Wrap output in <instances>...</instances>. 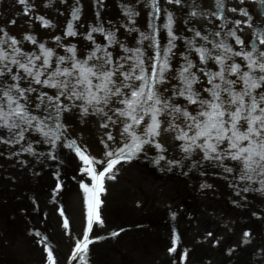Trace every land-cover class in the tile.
Masks as SVG:
<instances>
[{
	"label": "snow or ice",
	"instance_id": "obj_1",
	"mask_svg": "<svg viewBox=\"0 0 264 264\" xmlns=\"http://www.w3.org/2000/svg\"><path fill=\"white\" fill-rule=\"evenodd\" d=\"M20 2L26 5L27 11V0ZM174 2L180 4L181 0ZM121 7L129 20L135 23L133 18L138 13L127 5ZM151 7L159 11L158 0H151ZM223 8V0H217L221 15ZM231 10L237 11L235 8ZM80 11L79 7L72 9V20L79 18ZM239 11L248 19L234 23L237 26L245 23L254 28L250 46H246L236 28L228 29L224 38L219 40H209L208 35L195 30L191 40L185 38L186 50L180 53L183 62L176 68L172 63L176 55L173 49L180 37L173 31L171 12L167 13V22L163 25L167 29V46H161L154 23L149 24L152 32H140L139 43L142 45L144 40H149L154 55L146 53L142 46L129 48L119 42L116 33L105 29L102 22L91 26L86 33L93 47L84 57L78 55L75 44L66 47L70 55H59L52 47L38 43L36 37L30 34H26L24 39L33 45L38 43L39 51H25L15 36L0 29L3 32L0 36V128L9 133L7 138L0 136V142L16 144L26 140L27 132H36L42 142L52 148L60 142L73 150L83 162L80 171L92 179L91 187L81 184L89 193V213L83 238L76 241L72 253L78 264H89V244L92 243L89 232L94 222L103 223L98 211L101 204L98 194L105 191L103 180L106 174L113 173L121 161L129 162L141 153L146 154L145 146L156 149L157 155L151 158V162L157 166L163 167L162 161L168 165V170L181 165L180 160L167 159L164 155L167 149L157 139L164 124L161 117L165 115L169 118L167 129L175 132V139L180 142L177 147L184 153L185 159H190L199 150L202 160L216 161L224 171L233 173L235 179L245 182L241 189L243 192L264 193V48L256 43L264 45V27L251 23L252 17L247 9ZM192 14L195 15V12ZM38 19L43 21L44 26L52 23L42 16ZM93 33L103 34L107 45L96 43ZM66 34H78L71 20L67 23ZM212 35L220 37L221 32L216 31ZM195 37H200L205 43L197 44ZM228 37L241 45L239 50L228 42ZM54 39L59 47L61 37ZM115 44L132 55L114 56L108 48ZM193 50L198 60L193 59ZM173 80L178 83H171ZM24 81H27V86L23 85ZM31 93H37L35 102L29 95ZM33 106L37 111L32 110ZM74 108H78L82 116L95 114L106 117L113 124L122 122V143L115 148L105 143L106 160L98 161L95 156L86 153L76 140L66 138L67 125L62 117ZM39 112L45 114L40 115ZM178 120L182 123H177ZM103 126L107 127V123ZM107 138L114 140L111 133L107 134ZM21 150L36 154L32 142ZM51 158L57 157L52 155ZM226 160L236 162V167L225 164ZM97 163L106 166L98 170ZM198 163L193 160V167ZM56 176L59 178V173ZM111 178H115L114 175ZM257 184L259 187H256ZM60 187L61 184L57 183L56 188ZM206 187L211 185H201V188ZM172 215L175 218L176 214ZM64 226L68 227L67 219ZM250 237L251 232L245 231L243 242L248 243ZM178 239V235H174L169 252L176 251ZM40 243L45 246L47 264H56L47 239Z\"/></svg>",
	"mask_w": 264,
	"mask_h": 264
},
{
	"label": "rangeland",
	"instance_id": "obj_2",
	"mask_svg": "<svg viewBox=\"0 0 264 264\" xmlns=\"http://www.w3.org/2000/svg\"><path fill=\"white\" fill-rule=\"evenodd\" d=\"M120 1L121 0H99V5H97L96 4L97 0H91V6H92L91 9L93 7H98V6L103 7V15H104L106 26H107V21L110 20L111 21L110 22L111 31H114L116 33L117 39L119 40L127 39L125 43L120 41L121 43L125 44L127 47L136 48V47H141V46L142 47L147 46V43H151L149 40H144L142 45L139 43L140 32L141 31L146 32V33L152 32V29L149 28V24L153 23L155 12H157L161 20H164L165 10L163 9V7L161 8V6H159V11H155L151 7V3L148 2L151 0H122L125 5L131 7L132 9L135 10L136 13H138V15H136L133 18L135 21V23H133L132 21L129 20L124 9L121 7ZM182 1H183L182 3H184L186 7V11L183 14L185 18H187L188 13L191 14V12L194 11V8L200 7V4L202 3V1H199V0H192L191 2L190 0H182ZM88 2H90V0ZM115 2H118L120 5L118 9H116ZM227 2H228V8H229V6L231 5V0H228ZM21 5L22 3L20 2V0H0V29L6 30L9 33V35L15 36L21 42L19 46L22 47L23 49L26 46H28L31 49L38 52L39 51L38 43H45L46 46L52 47L59 55H66V54L70 55V53L66 52V47L71 44H75L77 47L78 55L81 57H84L88 54V51L93 47L92 42L87 40L86 38L87 32H83L82 30V25H85L86 21L82 22L80 16L78 19L72 20V15H71L72 11L68 14L61 15V17L51 18V16L47 17L43 13H40V9L34 0H28L29 9L27 11L24 10L25 15L28 17H24V14L22 16L20 14ZM18 6L19 8L15 12V9ZM29 11H32V13L29 14ZM99 14H102V12H99ZM41 16L44 17L45 19H49L52 22V25H54V29L52 27L48 29V26H44L43 21L38 19V17H41ZM183 16L177 17L174 14L175 21L173 24V31L176 33L178 37L182 33V31L186 28V24L183 23L186 20ZM26 20H28L30 23L32 22L31 24L32 28L34 25V21L40 22V26L37 27L39 34L38 36H35L38 41L36 45H33L30 41H27L24 39V35H23L24 32H22L21 28L23 27V22ZM70 20L72 21L78 33L76 36H68L66 34L67 23ZM12 21H15V22L12 23ZM225 22L228 23L229 21L224 20L223 22L219 23L216 26H211L207 30H205V27H203L204 30L201 31L202 35H208L209 40H212V39L219 40V39L224 38L223 35H221L220 37H214L212 33L216 32L219 29H223ZM164 24L165 23L162 24L159 19L156 21V24H155L156 29H158V32L156 34H157V37L159 39L161 46L164 41V38H166V42L168 41L167 29L163 27ZM130 28L138 29V30L129 31L128 29ZM240 31L243 32L242 30ZM95 34L96 33H93L94 37H95ZM2 35H3V32L0 31V36ZM45 35H47V37ZM56 36L61 37L59 47H57V41L54 39V37ZM197 38L201 42V38L200 37H197ZM179 41L181 42L180 39H177L175 41L176 47L178 46ZM203 42L205 43V41ZM100 44L107 45V40L104 38H101ZM208 46L210 47L211 45H208ZM5 47H7V45H5ZM108 50L113 52L114 56L132 55V53L121 54L124 51L122 48L119 47V44L109 46ZM146 53L152 54L148 50V48L146 50ZM152 55H154V51ZM177 55L173 57V60ZM98 116L100 118L104 117L100 115ZM86 121L90 126L83 127L79 123H76L73 129L75 130V133H77L78 135H79V130L83 131L85 137L91 142V145L95 149L99 148L97 146L99 145V140H100V138L97 139L95 137V134H94L95 128H96L97 135L101 134L100 135L101 138H106L108 133H114V134L120 133V131L101 132L100 129L98 128V121L95 118H90L89 120H86ZM79 139H75V140L79 142H83V141H80ZM118 145H120L119 142L115 141L114 147H117ZM139 156H140L141 162H143L144 153H141ZM201 157H202V153L199 150H197L190 159H185L184 153L181 150L179 152V151H175L174 149H171L168 155V159L180 160L181 163H184L187 165H192V161L197 160V159H200L201 165H203L206 161L202 160ZM227 161L228 160L225 161V164H227ZM210 164H217V162L207 161V165H210ZM27 172H30V171H26L25 173V176L29 178L30 175ZM131 176H132L131 169L127 168L126 171H123L120 174L119 181L117 182L115 189L118 190L120 188V191H121V189L126 186L125 185L123 187V185L126 183H129L133 186V187L130 186L131 190L133 192L137 191L142 201L146 202L148 199L147 204H153V213L156 212L158 209H162L160 207L162 196L158 192H155V189H152L151 187L147 186V185H150V183L146 184L149 181V180H146V177H147L146 171L142 169V172L140 176L138 177L139 186L136 184V181L131 179ZM150 180L155 185L156 180H152V179ZM173 188L174 187L172 185V189ZM219 190L221 193H225L227 191V189H225L224 186H222ZM150 193H158L159 196L155 198L156 196L154 195V197H152ZM147 194L151 196L152 198H148L149 196H147ZM177 200H178L177 204L182 203L180 199H177ZM134 201H135L134 198L129 200L126 204V207L130 209H135ZM71 203L75 206L76 209H78V201H76L75 198L73 199ZM14 216L17 218L23 217L21 211H18L17 215L14 214ZM108 217H109L110 225L112 227H119V229L120 227H128V226H132V228H135V225L138 224V222L140 224L142 223L141 225H143V223L145 224L147 223V225L148 224L149 225L146 228H145L146 226L145 225L143 228H140L139 231H134V230L127 231L122 236L115 237L114 240L111 239L102 245L95 246L93 248V254H92L93 256H95V259L93 258L94 260L93 264H145V260L152 254H154L155 252L163 253L160 250H163L166 247V239L164 238V236L166 235L169 237V230H170L168 226L164 225V223L157 222L155 220L153 221L151 219L150 221L143 220L144 221L143 222L141 221L142 216L134 217L133 219H130V220H127V219L124 220L120 216V209L117 211H111ZM33 220L34 221L38 220L37 214L33 216ZM213 223H214V220L212 218H209L206 220L207 226H211ZM6 225L3 224L4 226L3 236L2 238L0 237V264H8V260L12 261L14 259L12 254L7 252L5 249L6 243H4L3 239H5L6 233H8L9 237L12 240L20 239V235H23V233L25 234L23 236L32 237L28 235V233L26 232L24 228L18 230L16 228H13V225H10L9 223H6ZM57 226L58 225H56V227ZM241 230L242 229L238 230L239 234L241 233ZM59 231L61 233V237L58 240V244L60 246V249L66 252V249L69 246L71 239L70 237L69 238L66 237L60 229ZM214 236L215 237L225 236V233L221 232L219 233V235L216 234ZM221 238L222 237H218V239L220 240ZM31 239L32 238H30L29 241ZM221 247L222 245L219 246V249H214L220 253V257L218 259L217 264H220L222 261L225 263L229 261L230 259V257L227 258L225 256L224 249ZM208 250L209 248L202 249L201 247H199L198 251L196 253L194 252L196 255L195 260L198 262H201L203 259L207 258L208 254H206V252L208 253ZM123 251H125L126 253ZM39 252H40L39 250L35 249V254H38ZM194 253H192V255ZM239 253L242 255L244 254L243 251H240ZM105 254H109L110 257H107ZM236 255H238V253ZM243 260L245 259L243 258ZM243 260L240 259V264H248V262H244Z\"/></svg>",
	"mask_w": 264,
	"mask_h": 264
},
{
	"label": "bare ground",
	"instance_id": "obj_3",
	"mask_svg": "<svg viewBox=\"0 0 264 264\" xmlns=\"http://www.w3.org/2000/svg\"><path fill=\"white\" fill-rule=\"evenodd\" d=\"M170 140H172V139H170ZM170 140H168V141H170ZM171 142V141H170ZM169 144H172V143H169Z\"/></svg>",
	"mask_w": 264,
	"mask_h": 264
}]
</instances>
